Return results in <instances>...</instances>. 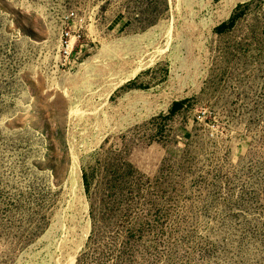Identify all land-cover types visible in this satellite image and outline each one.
<instances>
[{
  "label": "rangeland",
  "instance_id": "1",
  "mask_svg": "<svg viewBox=\"0 0 264 264\" xmlns=\"http://www.w3.org/2000/svg\"><path fill=\"white\" fill-rule=\"evenodd\" d=\"M0 264H264V0H0Z\"/></svg>",
  "mask_w": 264,
  "mask_h": 264
},
{
  "label": "bare ground",
  "instance_id": "2",
  "mask_svg": "<svg viewBox=\"0 0 264 264\" xmlns=\"http://www.w3.org/2000/svg\"><path fill=\"white\" fill-rule=\"evenodd\" d=\"M111 44V43H110ZM110 44H106L104 43L101 50L99 51V54H101L100 56H102V60L101 63L99 64L105 71H107V74L109 75H117L119 70L121 69V67L125 64L126 59L124 57H114L116 56V48H114L113 46H111ZM116 46V45H115ZM114 52V53H113ZM96 57V56H95ZM109 57V59L112 57L113 61H108L106 60V58ZM82 66L84 65L81 64ZM85 66V65H84ZM138 69V67L136 68ZM135 69V70H136ZM134 73V72H133ZM67 74V73H66ZM78 79V78H75ZM74 79V80H75ZM80 80V77L79 79ZM122 80V79H121ZM77 81H70L69 85H74L76 84ZM79 82V81H78ZM77 82V83H78ZM119 81H112V85L114 86L115 84H117ZM69 88V87H68ZM73 88V87H71ZM67 89V88H66ZM65 92H68V89ZM68 96V95H67ZM70 100V98L68 99ZM69 112L70 114L74 115L75 117H79L81 116V111L79 109V106L77 105V103H75L74 101L70 100L69 102ZM80 118V117H79ZM76 152V151H75ZM74 151L72 152V168H71V175H72V179L73 181L75 180V182L77 181L79 175H80V171H79V161L77 158V155Z\"/></svg>",
  "mask_w": 264,
  "mask_h": 264
},
{
  "label": "built area",
  "instance_id": "3",
  "mask_svg": "<svg viewBox=\"0 0 264 264\" xmlns=\"http://www.w3.org/2000/svg\"><path fill=\"white\" fill-rule=\"evenodd\" d=\"M71 38L72 37L69 32H65L62 34L61 44H62L63 55L66 60H68L73 53V43L71 41ZM74 38L78 39L80 38V35H75Z\"/></svg>",
  "mask_w": 264,
  "mask_h": 264
},
{
  "label": "trees",
  "instance_id": "4",
  "mask_svg": "<svg viewBox=\"0 0 264 264\" xmlns=\"http://www.w3.org/2000/svg\"><path fill=\"white\" fill-rule=\"evenodd\" d=\"M232 23H233V17L230 18L228 22H224V23H222L218 28H219V29H223L224 27H227V26H229V25H232ZM182 103H183L182 100H181V101H176V102L174 103V105H173L172 111H173L174 108H178Z\"/></svg>",
  "mask_w": 264,
  "mask_h": 264
}]
</instances>
